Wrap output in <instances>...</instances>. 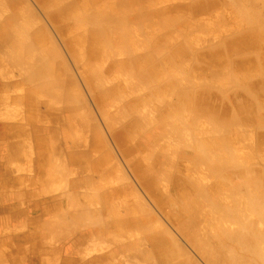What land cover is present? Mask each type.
I'll use <instances>...</instances> for the list:
<instances>
[{
	"label": "rangeland",
	"instance_id": "374dc122",
	"mask_svg": "<svg viewBox=\"0 0 264 264\" xmlns=\"http://www.w3.org/2000/svg\"><path fill=\"white\" fill-rule=\"evenodd\" d=\"M79 1L65 0L60 8L47 9L41 0H0L11 5L0 12V27L9 29L14 12L20 14L21 26L9 37L13 60L0 47V264H98L105 258L104 264H161L157 249L146 241V231L164 239L171 250L168 254L182 264H225L217 240L225 246L231 264H264V114L256 129L251 118L221 125L231 117L232 103L242 101L240 91L253 85H259L253 89L254 100L264 113L260 90L264 91V48L256 45L243 52L246 64L249 61L252 66L251 59H257L261 67L245 77L228 62L223 75L204 64L201 69L191 66L200 61L204 49L223 47L225 39L243 35L242 24L255 13L258 27L264 30V0H211L197 13L191 11L195 2L190 0H150L155 10L177 14L180 21L164 30L158 18L141 16L140 32L132 30L133 38L141 41L147 35L149 41L165 40L171 55H178L182 43H189L192 49L185 57L190 65L183 63L175 74L174 92L209 85L222 98L216 107L221 122L217 127L205 115L196 124L189 115L183 116L184 123L169 116L172 128L166 133L161 130L150 142L151 152L145 141L147 132L159 127L153 120L158 103L125 113V120L117 124L111 121L122 110L132 112L135 96L149 88L130 94L135 76L121 72L116 74L122 77L119 80L95 88L89 82L92 64L84 59V50L75 47V33L62 30L52 17L58 9ZM106 3L97 1L94 8ZM141 5L134 0L130 14H142ZM239 21L242 27L237 26ZM109 33L113 56L108 60L97 56L93 68L110 80L125 57L114 41L120 33L116 28ZM20 35L32 39L18 44ZM35 39L39 51L33 50ZM224 51L225 61L235 62L240 56L231 47ZM160 78L163 83L169 80L166 75ZM112 89L121 91L115 95L116 103L102 101L101 91ZM176 99L174 95L168 101ZM131 119L139 125L125 144L118 135ZM147 157H152L149 165L158 171L149 175L161 202L140 177L138 168H144ZM176 179L191 184L189 192L174 183ZM181 192L197 201L198 207L187 231L180 228L184 220L180 210L170 206ZM120 197L133 206L139 222L145 221L143 232L117 235L114 224L127 216L126 209L113 208V201ZM181 198H177L179 205ZM72 199L79 205L74 210L70 209ZM115 209V215L106 213ZM111 225L110 232H105Z\"/></svg>",
	"mask_w": 264,
	"mask_h": 264
},
{
	"label": "bare ground",
	"instance_id": "6f19581e",
	"mask_svg": "<svg viewBox=\"0 0 264 264\" xmlns=\"http://www.w3.org/2000/svg\"><path fill=\"white\" fill-rule=\"evenodd\" d=\"M41 1L43 2L44 6H46L47 9H49L50 7L54 5L56 6L59 5L58 8H60L62 3L65 2V0H48V1L41 0ZM97 1H100V0H80L79 2H70V4L68 6H65L63 9H58V11L55 12L52 15V17L60 25L62 30L67 29L70 31L69 33H75L73 34L76 40L75 47L77 46L81 47V49L84 50V54H83L84 59L90 64H92L91 65L92 69H90V71L88 70L90 74L89 82H91L90 84H92L95 88H101L103 87V84L106 85L105 83L109 81L119 80V78H122V77L116 74L120 72L126 75L132 74L135 76V81L133 82V85L129 89L130 94L134 95V94L140 93V91H133V90L149 88V91H146V93L143 92L144 95L140 94L139 97L135 96V99L132 101L133 105L130 107V110L132 112H127V111L122 110L121 112L119 111L120 113H118V115L111 118L113 125L115 123L117 124L119 121L125 120V113L134 114L137 111H139L140 106L142 105H145V104L150 105L152 103H158L157 108L155 110L156 113L154 114L153 120H154V124L159 127H157L155 131L152 129L149 130L147 132V138L145 141L146 142L145 146L149 152H151V149H152L150 142H152L153 140H156L157 137L160 136V131L162 130L163 132L166 133L171 130L170 128H172V125L170 124L169 119L167 118L169 116L177 117L180 120H182L184 118L183 116L189 115V116L194 117V123L196 124L199 121L200 116L205 115V117L208 118L209 123L212 124L214 127H217V125L221 123L220 118L218 117L219 114L217 115L216 113V109H217L216 107L219 105L218 99L220 97V93L217 92L219 90L214 89V86L206 85L205 87L201 86L198 88H192V89L189 88L190 89L189 91L180 89V92H178V94L174 92L175 90L172 86V83H173L172 81L174 80V77L176 76L175 74H178L177 73L178 69H180L183 66V63L185 62L188 64L190 63V61L187 62L188 60H186V57H185V54H188L187 52L188 51L190 52V49H192L191 46H189V43L187 42L182 43L181 46H183L182 47L183 50L181 51V53H179L178 55H171V52L169 50L170 46L167 47L168 43L165 40L158 38L154 41H149L148 37H146L147 35L145 36V38H143V40L141 39V41H137L136 38H133L132 30L136 31L140 28V26H142L143 22H142L141 16H143L144 20L146 18L148 19L153 18V17L158 18L161 21L160 27L161 29H164V30H170L176 24V21L178 23L180 21L179 16H177V14L173 15L170 12L167 13L166 11L162 12L159 10H155L154 7H152L153 4L150 5V2H151L150 0H138L139 3L141 2L142 4L141 6L143 8L142 14L138 16L130 14L131 12L130 6L134 0H111V1L106 0L107 5H105V7L103 8H100L97 5V10H96L94 6ZM190 1L195 2V4L191 6L192 7L191 11L194 13L201 11L206 4L212 3L211 0L207 3H202V2L198 3V1H202V0H190ZM7 4H8L7 2L0 3V12H3L4 8L5 9L8 8L7 6L9 7L11 6L10 4L8 5ZM175 9H180V8H175ZM90 10H92V13H90ZM174 12H176V10H174ZM181 12H182L181 10H177L178 14H181ZM19 15L20 14L18 12H14V17L13 19H11L13 23L11 22L12 25L9 27V29L5 28L4 26L0 27V47L5 49L7 59L11 57L10 55L12 52L11 51L12 49L9 46L10 44L9 37L11 36L14 37L13 31L21 28V26L18 25V20L20 17ZM258 20H259V15L255 13L250 16L249 20H247V23L244 22V24H242L241 21H239L237 26L239 25V27H242L241 26L242 24L244 25V29L246 30V31L244 30L245 33H243V35L234 36V38L225 39L223 41V47L222 45H217L214 48L204 49L203 51H205V53L200 57L199 59L200 61H197L195 63L191 62L192 63L191 66L195 65V67L197 66V68L201 69L204 64L206 67L209 66L211 68H215L214 70L216 73H221V75H223L224 71L227 68L226 66L228 62V64L233 65V68L237 69L238 72L240 71L244 72L245 73V75L243 74L244 77L249 75V73L253 69L257 70L260 67L256 65L258 64L257 59L256 60L251 59L252 63L255 62L254 65L251 66L249 65V61L246 64L247 61L243 60L242 58L245 55V53L243 52L246 49H249L256 45L260 46L261 48H264L263 46L264 30L258 27L257 25ZM63 21H67V22L65 23ZM92 25L93 26L95 25L97 28L95 30L93 29L89 31L88 27ZM99 27L101 28V30L99 29ZM83 28L85 30H81ZM113 28H116L118 33H120L119 36L117 35L118 38L115 39L114 41L120 45V48H118L119 49L118 52H120L121 55L122 54L124 55L125 60L122 61V63H118V67L116 68V71L114 72L112 79L109 80L108 77H106V75L105 76L103 75V73L101 74L98 73V69L97 70L94 69L93 64L98 61V60L96 61L95 59L97 56H101L102 60H108L110 57L113 56L112 54L113 48H111V44L109 45V42H108L109 40L110 42H112V38H110L111 36H109L110 34L109 32L113 30ZM23 29H26V28H23ZM239 29L240 28H238V30ZM138 32L140 31L138 30ZM20 37L22 40L20 39ZM20 37L18 39V44L20 42L21 43L25 42L26 39L28 40L32 39V37H25L21 35ZM32 46H33V50L39 51L38 50L39 42H37L36 39H35L34 45ZM71 46L74 47L73 44ZM227 47L228 48L231 47V50H234V53H237L238 55H240L238 56L235 62L231 59L230 60L228 59V61L224 60V57H225L224 49H226ZM199 52L197 53V55L201 53ZM12 56H14L15 58V55H12ZM11 60H13L12 57H11ZM211 68H208V71H210ZM263 69H264V66H263ZM163 75L164 76L166 75L169 77V80L165 81L166 83L161 82L160 77ZM233 77L235 78L234 75ZM123 79L124 81L128 80V78H123ZM258 87L259 85L257 84V85H253L252 88L249 87V88H245L244 90L240 91V96H241L242 101L239 100V97H238L237 99L239 101H234L232 103V107H233L232 111L234 113L230 111L229 109L230 111L229 114H231L230 115L231 117H229L228 119H225L224 122L221 123V125L222 124L225 125V122L230 123V122H235V121L239 123H243L251 118L252 120L251 125H256V126H253L256 129L258 128V126H260L263 123L262 115L264 113L260 112V106L254 100V95L256 92L253 93V89H256ZM260 90L261 92L264 93L262 87L260 88ZM101 93L104 94L102 95V97L105 98L102 101L109 102V103H116L118 98H116L115 95H117L118 93L121 94V91L112 89L109 91H101ZM174 95H176L177 97L176 101H174V103H171V101L169 102L168 98ZM232 113L235 115H233ZM183 121L184 119L182 120V123H184ZM138 125L139 123L137 120L131 119V121H128L126 123V126L124 127L125 129L122 130L118 135L119 140L122 143L126 144V141L134 135L135 129L137 128ZM147 130L148 129H146V131ZM238 136L241 137L242 135L238 133ZM144 161H145L144 168H141L142 166L138 168L140 177L143 178L142 180L145 184L146 189L149 190V192L152 194L154 198H156L157 200L161 202V199H160L161 195L158 194V192H154V190L152 189L154 181L150 179L151 177L149 175V174L152 175L153 173H158V171L153 167V165H149V163L152 162V157H147L146 159H144ZM174 183H178L180 184V186L186 187L188 192H189V189L191 188V186L190 188L188 186L191 184H188L187 181H182V180L180 181L179 179H176ZM167 193H169L168 190H167ZM183 193L185 192L180 193V195H182L180 197H178L179 195L175 194L176 197L172 199V204H170V206L173 210L174 209L180 210L181 218L184 220L182 222L180 221L181 224L179 223L178 224L180 225V228L182 230L187 231V227L191 225L190 224L191 221L189 220L193 217L195 218L198 207L195 205L197 201L195 202L191 201L190 197L185 196ZM201 193H202L201 194L202 196L203 192L201 191ZM177 198L182 199V205L178 204ZM113 202H114L113 208L116 207V208L126 209V215H127L123 219H118L116 223L114 224V226H116L117 228V235L127 234L126 232L139 233L145 230V229L142 230L143 228L146 227L145 221L141 220L139 222V220H137L136 215L134 213L136 212L135 209L133 208V206L130 207L129 203L125 199H123V197L122 198L120 197L119 200H114ZM218 203L220 204V201ZM78 206L79 205L77 203H72L73 209H76ZM211 206L212 204L210 205V207ZM116 211H117L116 209L112 211L106 210V213L107 214L111 213L115 215ZM182 223H185V225H183ZM114 226L111 225L110 227L105 229V232L109 233L110 228H113ZM143 233L146 235V241H151L152 245L155 247V249H157L158 254H159L158 257L161 260L160 261L161 264H182L178 258H174L168 254L169 251L171 250H169V247L164 239L154 237L151 233L147 231ZM199 240L202 242L203 245L205 246L207 245L205 240L201 239L200 237H199ZM216 242L217 244L221 245L219 246L220 247L219 251L223 252V255L221 256L224 259L225 264H231V262L229 261L230 259L228 258V253H227V250L225 249V246L222 243H220V241L218 240ZM104 261L106 263V258ZM104 261L97 262V263L104 264Z\"/></svg>",
	"mask_w": 264,
	"mask_h": 264
},
{
	"label": "crops",
	"instance_id": "0c3cea01",
	"mask_svg": "<svg viewBox=\"0 0 264 264\" xmlns=\"http://www.w3.org/2000/svg\"><path fill=\"white\" fill-rule=\"evenodd\" d=\"M13 150H17V149H13ZM16 153H18V152H16ZM73 198V197H72ZM72 203H76L73 199L71 200V202H70V209L71 210H74L73 208H72ZM63 264H65V263H63Z\"/></svg>",
	"mask_w": 264,
	"mask_h": 264
}]
</instances>
